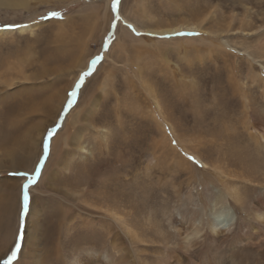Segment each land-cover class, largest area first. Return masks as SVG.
I'll list each match as a JSON object with an SVG mask.
<instances>
[{
	"label": "rangeland",
	"instance_id": "rangeland-1",
	"mask_svg": "<svg viewBox=\"0 0 264 264\" xmlns=\"http://www.w3.org/2000/svg\"><path fill=\"white\" fill-rule=\"evenodd\" d=\"M105 1L29 0L21 12L0 6V29L11 31L0 36V74L6 79L18 63L35 76L8 89L4 104L16 110L8 123L0 98V127H19V137L42 131L24 163L8 162L0 147V264L17 242L11 264H264V223L255 218L264 214V141L254 137L264 133V7L120 0L117 11ZM34 22L32 31L4 27ZM186 24L193 28L173 30ZM54 93L67 103H51ZM89 96L102 110L86 116L93 128L84 132L85 150L71 161L51 155L56 135L86 127ZM18 173L37 176L26 210L27 177ZM221 205L231 211L225 230L210 224ZM37 213L40 238L24 246ZM193 224L199 232L185 242Z\"/></svg>",
	"mask_w": 264,
	"mask_h": 264
},
{
	"label": "bare ground",
	"instance_id": "bare-ground-1",
	"mask_svg": "<svg viewBox=\"0 0 264 264\" xmlns=\"http://www.w3.org/2000/svg\"><path fill=\"white\" fill-rule=\"evenodd\" d=\"M29 0H0V6H4V7H8V8H13L14 10L16 9V10H18L19 12H21V11H24V10H26V9H28V7H29V2H28ZM106 3H105V8H106V10L108 9V6H106L107 4H108V0H106L105 1ZM258 4L260 5V6H262V7H264V0H259V2H258ZM192 10V9H191ZM247 10V9H246ZM211 12V11H210ZM210 15V14H209ZM221 15V14H220ZM203 16V15H202ZM231 18V17H230ZM227 19H229V18H227ZM242 20V19H241ZM202 22V21H201ZM251 23V22H250ZM195 24V23H194ZM193 24V25H194ZM197 24V23H196ZM222 24V23H221ZM36 25H38V24H36L35 22L34 23H32L31 25H23V26H19L18 27V31L19 32H24V31H26V30H28V31H32L33 30V28H35V26ZM200 25V24H199ZM226 25V24H225ZM237 25V24H236ZM252 25V24H251ZM137 26V25H136ZM227 26V25H226ZM231 26V25H230ZM239 26H241V25H239ZM168 27V26H167ZM185 28V27H192L193 28V26L192 25H190V24H186V25H181V26H176L175 27V29H173V30H177V29H179V28ZM199 28V26L198 25H194V28ZM241 28V27H240ZM217 29V28H216ZM220 29V28H219ZM215 30L214 29V31L213 32H219V31H221V29L222 30H227V31H229L230 30V27L229 26H227V27H221V29L220 30ZM231 29H233L232 27H231ZM239 29V28H238ZM238 29H236L237 31H238ZM243 28H241V30H242ZM245 30V29H244ZM166 31H170V29H168V30H166ZM163 32H165L164 30H163ZM8 33H11V31H6V30H1L0 29V36H2V35H4V34H8ZM131 36V35H130ZM258 36V35H257ZM188 39V38H187ZM210 41H212V40H210ZM242 41V40H241ZM81 42V41H80ZM86 44V43H85ZM117 44V43H116ZM222 43H220L219 41H215V42H212V46H217V48H219V49H221L222 48ZM253 45V44H252ZM85 46V45H84ZM243 46H244V44H243ZM251 46V45H250ZM85 47H83L82 49H84ZM215 48V47H214ZM217 48H215V49H217ZM224 48V47H223ZM244 48H249V46H244L243 47V49ZM260 48V47H259ZM250 50H252L251 48H249ZM256 51V50H255ZM82 52V51H81ZM252 54H254V53H252ZM251 54V55H252ZM80 55V54H79ZM83 55V54H82ZM81 56V55H80ZM84 56V55H83ZM81 58V57H80ZM252 59H254V58H252ZM77 60V59H76ZM75 60V61H76ZM79 60V59H78ZM85 61V60H84ZM222 62H224V61H222ZM23 63V62H22ZM78 63V62H77ZM225 63V62H224ZM227 63V62H226ZM83 64V63H82ZM23 65H24V63H23ZM75 65V64H74ZM77 65V64H76ZM76 65H75V67H76ZM81 65V64H80ZM229 66V65H228ZM77 67H81V66H77ZM85 67V66H84ZM250 67V66H249ZM13 68L14 69H10L11 70V72L10 73H8V74H10V75H7V73H6V76H7V78L5 79V78H3L2 77V74H0V98H2L3 99V107H2V110H4L5 112L6 111H8L7 113H6V118H5V120H4V122L5 121H7V123H8V121H9V114H13V112H15L16 110H15V105L13 104V105H11V106H9V102H7V104H4V102H5V100L6 99H4L5 97L7 98L8 97V95L9 94H6L9 90L8 89H10L11 88V86H13L15 83H16V79H22V80H33V79H35V76L34 77H32V76H30V75H25L24 74V72H25V70H23V68H22V66L20 65V64H18V63H16V65H14L13 66ZM81 69V68H80ZM142 69V68H141ZM226 69V68H225ZM250 70V69H249ZM141 71V70H140ZM234 71V70H233ZM250 71H252L251 73H253L254 71L253 70H250ZM8 72V71H7ZM3 73H5V72H3ZM15 75V76H13L12 77V75ZM254 74V73H253ZM257 74H259V73H257ZM108 75V74H107ZM230 75V74H229ZM235 77V76H234ZM252 77V76H251ZM96 78V77H95ZM143 81V80H142ZM184 84V83H183ZM153 88V87H152ZM66 90H67V88H66ZM65 93V92H64ZM153 93V92H152ZM66 94V93H65ZM151 96V95H150ZM66 95H59V94H52L51 96H50V102L51 103H54V102H57V101H60V104H62V106L64 105V104H66L67 102H66ZM90 97V96H89ZM155 97V96H154ZM163 98V97H162ZM51 99H52V101H51ZM14 100V99H13ZM16 101V100H15ZM19 101V100H18ZM54 101V102H53ZM68 101V100H67ZM17 102V101H16ZM88 103H89V105L87 106V111H86V115L84 116V120L86 121V127H78L77 129H74L73 131H72V133L71 132H69L70 131V125H65L64 126V130H66V132H69V133H65V135H64V137H57L58 135H56L53 139H52V141H51V155H54V153H56L57 154V152L59 153V151H60V156L61 155H65V156H67V159L68 160H72L74 157H75V155L76 154H79V153H82L84 150H85V146L82 144L83 143V141H82V138L85 136L84 135V132L87 130V129H89L90 131L89 132H91V130H92V128H93V124L91 123V121L89 122V121H87V119H86V116L88 115V114H91L93 111H95L96 110V106H97V97H95V96H91L90 98H88ZM139 103V102H138ZM153 103L155 104V108L159 111V112H161V113H163V111H162V107H161V105H160V103L156 100V98H154L153 99ZM12 104V103H11ZM17 104V103H16ZM37 104V103H36ZM17 107V106H16ZM61 109V108H60ZM163 109H164V107H163ZM100 110H102V108L101 109H98L97 111H100ZM13 111V112H12ZM19 111H20V109H19ZM60 112V110L58 109L57 110V112ZM97 111H95V112H97ZM57 112H56V114H57ZM80 112H81V110H80ZM102 112V111H101ZM155 112V111H154ZM45 113H46V111H45ZM152 113V112H151ZM56 114L53 116V119H55L56 118ZM59 114V113H58ZM96 114V113H95ZM154 114V113H153ZM165 115V114H164ZM77 116V115H76ZM79 116V118H77V119H74L73 120V122L71 123L72 125L74 124H77L78 122H79V120L81 119V113H80V115H78ZM77 116V117H78ZM94 117V116H93ZM97 123L99 122L98 120H95ZM95 121H93V122H95ZM164 121V120H163ZM10 123V122H9ZM66 123V122H65ZM170 123V122H169ZM158 124V123H157ZM161 124V123H160ZM165 124V123H164ZM108 125V124H107ZM162 125V124H161ZM172 125V124H171ZM247 125H249V124H247ZM251 125L253 126L254 125V123L252 122L251 123ZM263 125H264V120H263ZM63 127V126H62ZM17 128L19 129V127H15V128H13L12 129V131H9L7 128H3L2 127V125H1V127H0V147H1V149L4 151V153H3V155L7 158V161L8 162H12L13 163V161H14V163L15 162H21V163H24L25 161H28L30 158H31V154H32V150H33V148H37L38 147V137L40 136V135H38L39 133L41 134L42 133V131H40V129H38L39 131H38V133L36 134V137L35 138H32V137H29L28 135H22V136H20L19 137V134H18V132L19 131H17ZM32 128V127H31ZM96 128V127H95ZM172 128V127H171ZM170 128V129H171ZM62 129V128H61ZM31 130V129H30ZM28 131V130H27ZM258 132V131H257ZM63 133V132H62ZM255 133V132H254ZM164 134V133H163ZM29 135H30V133H29ZM165 135V134H164ZM253 137V136H252ZM254 137L256 138H253V139H255L256 141H264V133H262V132H258L257 134H255L254 135ZM164 138H165V136H164ZM40 139V138H39ZM176 140V139H175ZM166 141V140H165ZM164 141V142H165ZM163 142V141H162ZM179 142V141H178ZM13 145V147H11L10 145ZM107 144H109V142L107 143ZM100 147V146H99ZM109 147V146H108ZM136 147V146H135ZM18 150V151H17ZM173 150V149H172ZM17 152V153H16ZM34 152V151H33ZM35 153V152H34ZM63 153V154H62ZM2 154V153H1ZM15 155H21V157L20 158H18V159H16L17 157L15 156ZM4 157V158H5ZM63 157V156H62ZM55 158V157H54ZM62 159V158H61ZM67 160V161H68ZM65 162V161H64ZM28 164V163H27ZM96 164V163H95ZM66 165V164H65ZM203 165H205V163L203 164ZM95 167V166H94ZM66 169V168H65ZM92 170V169H91ZM94 170V169H93ZM59 171V170H58ZM90 170L89 169H87V174H88V177L91 175V171L89 172ZM214 174H215V172H214ZM219 174V173H218ZM81 176H82V178L80 179V180H83L84 179V181L86 180V176L83 178V176L84 175H82L81 174ZM203 176V175H202ZM51 178V177H50ZM80 180H75V181H73V182H75L76 183V185H78L81 181ZM86 182V181H85ZM53 185V184H52ZM55 189V188H54ZM232 189H234V188H232ZM232 192H233V199H234V201L237 203V202H240L241 201V198H240V196H239V194H238V192H237V190H232ZM208 196V195H207ZM210 197V196H209ZM212 198V197H211ZM211 198L209 199V201H211V203H212V201H213V199L211 200ZM215 198H216V196H215ZM221 197L219 196V198H216V200L217 199H220ZM222 200V199H221ZM214 202H215V200H214ZM216 202H218V201H216ZM215 202V203H216ZM220 202V201H219ZM218 202V203H219ZM243 202V201H242ZM213 204V203H212ZM244 204V203H243ZM248 204V203H247ZM209 205V204H208ZM217 205V204H216ZM242 205V204H241ZM34 206V205H33ZM36 206V205H35ZM214 206V205H213ZM240 206V205H239ZM37 208V207H36ZM211 208H214V207H211ZM228 207H225L224 205H221V206H219V207H217V208H214V209H212L211 211H210V215H209V217L210 218H212V221L210 222V224L212 225V226H214V227H216V228H218V227H220V229L221 228H223L224 230L225 229H227L226 228V224H227V222L229 221V218H230V212H229V210L227 209ZM210 209V208H209ZM209 211V210H208ZM34 212V211H33ZM44 213V212H43ZM113 215V214H112ZM114 216V215H113ZM31 217V216H30ZM42 217V215L40 214V213H37L36 214V216L34 217L35 219L34 220H32V221H30V218H29V220H28V223H27V228L30 230V236H29V238L27 239V237L25 236V239H24V246H25V243L26 242H28V240H30V238H32V236H37V239H39L40 237H39V235H36V231H37V228H39V226H40V218ZM255 218L257 219V220H260V222L261 223H264V214L263 213H256L255 214ZM232 219V218H231ZM230 219V220H231ZM211 220V219H210ZM232 222H234V221H232ZM54 224H57V223H55L54 222ZM232 224V223H231ZM233 225V224H232ZM261 225V224H260ZM210 227V226H209ZM188 229H189V231H188V233L184 236V239H185V242L186 241H188L189 240V236H191V235H196V234H198V232H199V230H198V228H196L195 226H194V224L192 225V226H190V227H188ZM222 229V230H223ZM212 230V229H211ZM216 230V229H215ZM219 230V229H218ZM127 232H129V231H127ZM93 233V232H92ZM130 233V232H129ZM33 239H34V237H33ZM32 240V239H31ZM35 241V240H34ZM243 241V240H242ZM36 242V241H35ZM192 242V241H191ZM237 243V242H236ZM239 243V242H238ZM241 243V242H240ZM239 243V244H240ZM26 244H29V243H26ZM30 245H32V244H30ZM35 246V245H34ZM60 247H62V246H60ZM112 247L114 248L115 247V245H114V243H112ZM24 248V247H23ZM26 248V247H25ZM24 248V249H25ZM37 249V248H36ZM23 250V249H22ZM32 250H33V248H32ZM26 251H27V249H26ZM52 251V250H51ZM59 251H60V249H59ZM22 252H24V251H22ZM117 252V251H116ZM34 253V252H33ZM53 254H54V256H56V248H54V250H53V252H52ZM60 253H58V255H59ZM30 255H32V252H31V254ZM102 256V255H101ZM33 259H37L38 258V253H34L33 254ZM52 260H54V258H51V262H52ZM93 262V261H92Z\"/></svg>",
	"mask_w": 264,
	"mask_h": 264
},
{
	"label": "snow or ice",
	"instance_id": "snow-or-ice-1",
	"mask_svg": "<svg viewBox=\"0 0 264 264\" xmlns=\"http://www.w3.org/2000/svg\"><path fill=\"white\" fill-rule=\"evenodd\" d=\"M119 3H120V0H112V6H113V8L117 9V11H118ZM50 15L51 16H59L60 13L52 12V13H50ZM4 27L5 28H18L19 25L6 24ZM129 27H131V25ZM97 59H99V57H97ZM95 63H96V60H93L92 64L95 65ZM89 74H90V71L89 72H85L84 75L81 77V80H83L84 76H87ZM79 87H80V84L77 83L76 88H79ZM76 95H77V92H76L75 89H73V91L71 92V96L73 98H75ZM173 143H175V141H173ZM44 147H45V151H47V149H48L47 143H45ZM191 159H194V158H191ZM36 172L38 173L39 169H37ZM18 174L21 175V176H26L27 177V183L22 185L23 205H24V208L26 210L27 207H28V201H29V193H28L29 185L34 184L36 182L37 176H36V174L29 175L28 173H18ZM19 248H20V244H19V242H17L16 245H15V249L16 250H13L11 252V255L8 256L7 261H5V264H11V262L16 259Z\"/></svg>",
	"mask_w": 264,
	"mask_h": 264
}]
</instances>
